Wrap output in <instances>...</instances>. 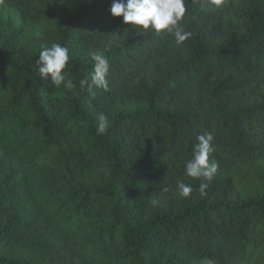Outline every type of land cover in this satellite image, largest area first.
I'll list each match as a JSON object with an SVG mask.
<instances>
[{
    "label": "trees",
    "instance_id": "1",
    "mask_svg": "<svg viewBox=\"0 0 264 264\" xmlns=\"http://www.w3.org/2000/svg\"><path fill=\"white\" fill-rule=\"evenodd\" d=\"M111 2L0 3V264H264V0H185L181 46ZM53 42L73 91L37 73ZM92 51L111 64L94 95ZM204 132L219 168L200 196L184 166Z\"/></svg>",
    "mask_w": 264,
    "mask_h": 264
},
{
    "label": "clouds",
    "instance_id": "2",
    "mask_svg": "<svg viewBox=\"0 0 264 264\" xmlns=\"http://www.w3.org/2000/svg\"><path fill=\"white\" fill-rule=\"evenodd\" d=\"M3 0H0L2 3ZM214 6H220L222 0H209ZM113 18L122 17V23L130 25L136 31L151 30L157 34L165 32L176 46H181L191 38L192 32L187 31L181 23L187 12L185 0H112L108 9ZM90 59L93 61L92 71L79 79L78 86L81 92L87 91L95 94L93 89L109 90L108 76L111 69L109 58L100 51H92ZM71 57L69 49L59 42H53L50 46H42L36 58V70L42 77L50 79L55 88H63L66 91H73L77 84L70 74L65 73ZM91 106L89 102V107ZM95 123L96 135H104L110 128L108 118L100 114ZM193 148L192 158L185 162L184 176L199 180L198 189L200 196L207 194L209 183L214 178L219 162L212 155L216 151L214 134L204 132L197 136ZM176 193L181 198H188L194 191L193 185L178 179L175 185ZM169 191L168 187L162 189ZM153 205L157 203L152 200ZM201 264H218V261L211 257H203Z\"/></svg>",
    "mask_w": 264,
    "mask_h": 264
}]
</instances>
